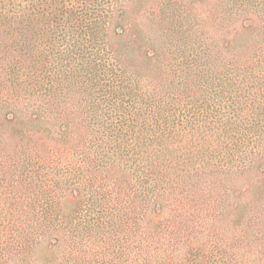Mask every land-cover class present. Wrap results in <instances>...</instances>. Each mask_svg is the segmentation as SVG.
<instances>
[{
  "label": "trees",
  "instance_id": "obj_1",
  "mask_svg": "<svg viewBox=\"0 0 264 264\" xmlns=\"http://www.w3.org/2000/svg\"><path fill=\"white\" fill-rule=\"evenodd\" d=\"M140 1L0 0V264H264V0Z\"/></svg>",
  "mask_w": 264,
  "mask_h": 264
},
{
  "label": "rangeland",
  "instance_id": "obj_2",
  "mask_svg": "<svg viewBox=\"0 0 264 264\" xmlns=\"http://www.w3.org/2000/svg\"><path fill=\"white\" fill-rule=\"evenodd\" d=\"M152 1L154 2L155 0H149V2L147 3V5H149V3L152 4ZM140 2H141L140 0H134V2L132 4V10L141 8V3ZM133 5H135V6H133ZM238 183H242V180H239Z\"/></svg>",
  "mask_w": 264,
  "mask_h": 264
}]
</instances>
